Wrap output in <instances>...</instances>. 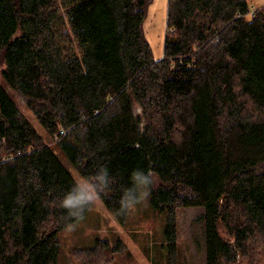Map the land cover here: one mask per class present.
I'll return each instance as SVG.
<instances>
[{"label":"trees","instance_id":"1","mask_svg":"<svg viewBox=\"0 0 264 264\" xmlns=\"http://www.w3.org/2000/svg\"><path fill=\"white\" fill-rule=\"evenodd\" d=\"M152 1L0 0L1 75L55 139L0 85V264H60L59 232L79 219L60 206L77 180L57 151L80 177L109 169L100 200L121 224L132 170L155 171L166 264H178L188 206L204 208L206 264H264V10L167 0L156 59L143 29ZM107 247L72 255L110 264Z\"/></svg>","mask_w":264,"mask_h":264},{"label":"rangeland","instance_id":"2","mask_svg":"<svg viewBox=\"0 0 264 264\" xmlns=\"http://www.w3.org/2000/svg\"><path fill=\"white\" fill-rule=\"evenodd\" d=\"M250 7L264 10V0H248ZM167 0H153L148 6L143 29L149 41L154 57H162L166 31ZM248 18H251L247 14ZM1 69V66H0ZM0 85L10 94L22 112L28 117L44 141L54 146L55 139L38 122L15 93L9 88L0 72ZM58 158L79 180L81 177L67 157L57 151ZM204 208L188 206L177 212V250L178 264H206L204 236ZM166 214L150 204V197L137 205L135 212L127 214L123 224L118 222L101 200L92 205L83 219L70 223L59 232L60 264H78L73 257L74 249H86L96 246L100 240L108 243L107 252L110 264H166L164 248ZM74 226V231H69Z\"/></svg>","mask_w":264,"mask_h":264},{"label":"clouds","instance_id":"3","mask_svg":"<svg viewBox=\"0 0 264 264\" xmlns=\"http://www.w3.org/2000/svg\"><path fill=\"white\" fill-rule=\"evenodd\" d=\"M115 178L106 166L97 169L94 175L83 176L77 180L71 189L60 200V206L69 217L83 219V214L95 205L101 196L107 194ZM157 183V174L149 166L136 168L130 175V186L127 187L119 200L117 215H127L136 211L137 205L146 201ZM69 231H74V226H69Z\"/></svg>","mask_w":264,"mask_h":264},{"label":"built area","instance_id":"4","mask_svg":"<svg viewBox=\"0 0 264 264\" xmlns=\"http://www.w3.org/2000/svg\"><path fill=\"white\" fill-rule=\"evenodd\" d=\"M247 14H249L251 17H253L255 15V8L254 7H250V9L247 12ZM61 132L63 133V130Z\"/></svg>","mask_w":264,"mask_h":264}]
</instances>
